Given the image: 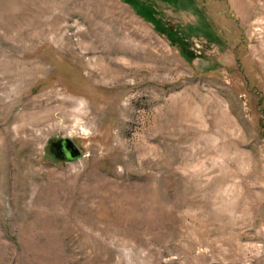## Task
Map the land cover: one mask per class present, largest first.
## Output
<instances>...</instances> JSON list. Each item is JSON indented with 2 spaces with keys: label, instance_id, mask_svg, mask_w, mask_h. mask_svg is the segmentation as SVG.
<instances>
[{
  "label": "rangeland",
  "instance_id": "obj_1",
  "mask_svg": "<svg viewBox=\"0 0 264 264\" xmlns=\"http://www.w3.org/2000/svg\"><path fill=\"white\" fill-rule=\"evenodd\" d=\"M0 264H264V0H0Z\"/></svg>",
  "mask_w": 264,
  "mask_h": 264
},
{
  "label": "water",
  "instance_id": "obj_2",
  "mask_svg": "<svg viewBox=\"0 0 264 264\" xmlns=\"http://www.w3.org/2000/svg\"><path fill=\"white\" fill-rule=\"evenodd\" d=\"M48 151L55 159L72 161L81 156L78 146L68 137H59L48 142Z\"/></svg>",
  "mask_w": 264,
  "mask_h": 264
},
{
  "label": "trees",
  "instance_id": "obj_3",
  "mask_svg": "<svg viewBox=\"0 0 264 264\" xmlns=\"http://www.w3.org/2000/svg\"><path fill=\"white\" fill-rule=\"evenodd\" d=\"M139 8L141 9V10H138L139 12H143L142 14H143V17H145V19H147L148 21H152L154 24H156V25H158L157 24V22H156V20H154V18L153 17H151L150 15V12H149V10H146V9H144L143 7H140L139 6ZM144 9V10H143ZM159 30L161 29V26H160V28H158ZM161 31H165V32H167V35H169L170 36V34H168L169 32L168 31H170L167 27H164V28H162L161 29Z\"/></svg>",
  "mask_w": 264,
  "mask_h": 264
}]
</instances>
